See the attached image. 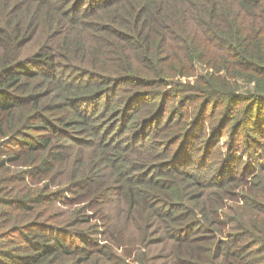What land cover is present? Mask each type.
I'll use <instances>...</instances> for the list:
<instances>
[{"label":"trees","instance_id":"1","mask_svg":"<svg viewBox=\"0 0 264 264\" xmlns=\"http://www.w3.org/2000/svg\"><path fill=\"white\" fill-rule=\"evenodd\" d=\"M0 264H264V0H0Z\"/></svg>","mask_w":264,"mask_h":264}]
</instances>
